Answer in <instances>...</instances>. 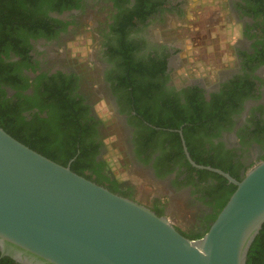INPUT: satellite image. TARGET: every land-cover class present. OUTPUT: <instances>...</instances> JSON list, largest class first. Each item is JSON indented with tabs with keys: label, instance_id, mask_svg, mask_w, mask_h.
<instances>
[{
	"label": "trees",
	"instance_id": "trees-1",
	"mask_svg": "<svg viewBox=\"0 0 264 264\" xmlns=\"http://www.w3.org/2000/svg\"><path fill=\"white\" fill-rule=\"evenodd\" d=\"M104 2L113 3L117 11L115 22L111 24L114 37L104 34L106 56L113 64L107 81L113 94L119 95L123 111L130 115L131 125L136 128L134 152L143 164H150L152 155L157 153L154 169L158 177L171 174L177 163L186 168L176 174L175 186L180 188L189 179L202 194L198 198L213 209L212 213L201 211L196 220L200 226L194 223L189 231H182L186 237L198 239L209 230L237 186L218 173L193 167L186 158L178 130L183 131L188 151L197 164L220 169L238 181L242 180L241 169L244 168L246 174L253 165L244 167L237 154L221 144H212L213 147L208 148L205 139L221 126L232 127L228 120L239 110L241 94L253 89L248 72L252 70L251 65L245 62V74L226 84L223 92L214 94L211 101L206 100L199 86L187 89L183 99L175 97L173 90L167 86L166 61L160 60L158 54L152 57L151 54L141 53L145 46L143 39L128 36L129 29L139 30L146 19L159 11L161 2ZM83 7L84 3L80 0H0V127L58 164L68 166L73 160L71 169L75 173L107 186L114 193L136 200L137 188L119 173L120 165L116 162L119 156H116V150H112L113 144L108 142L110 134L105 133L113 122L105 118L103 125L96 126V118L90 114V94L85 89L76 90L77 82L85 87L88 81L94 80L93 77L87 78L89 70L84 66V58L75 60L73 72L58 70L51 73L48 70L39 74L36 83L26 74V70L37 72L40 64V61L33 64L28 56L34 48L24 41L26 35L49 38L51 31L57 27L60 29V26L69 25L63 21L54 25L56 20L51 17V12L62 13L67 9ZM241 11L252 15L256 28L259 27L261 39L253 45L258 59L252 62L264 63V0L248 2ZM110 19L111 16L102 23ZM248 31H252L249 26L247 35ZM5 87L13 88L16 94L7 97ZM258 134L262 135L255 141L264 150V125L257 124L252 131L254 137ZM239 137L246 144L244 136ZM105 151L110 153L102 154ZM168 160L174 164L167 163ZM262 160L264 156L256 163ZM190 170L196 171L199 181L192 174L180 179L184 172ZM201 181H206V184L203 186ZM168 201V196L153 198L150 205L162 215ZM0 264L20 263L9 256L1 257L0 251ZM246 264H264V224L249 249Z\"/></svg>",
	"mask_w": 264,
	"mask_h": 264
},
{
	"label": "water",
	"instance_id": "water-1",
	"mask_svg": "<svg viewBox=\"0 0 264 264\" xmlns=\"http://www.w3.org/2000/svg\"><path fill=\"white\" fill-rule=\"evenodd\" d=\"M158 35V34H157ZM159 37V36H158ZM237 186L209 230L183 235L166 215L34 151L0 127V251L20 264H246L264 224V160Z\"/></svg>",
	"mask_w": 264,
	"mask_h": 264
},
{
	"label": "flooded vegetation",
	"instance_id": "flooded-vegetation-1",
	"mask_svg": "<svg viewBox=\"0 0 264 264\" xmlns=\"http://www.w3.org/2000/svg\"><path fill=\"white\" fill-rule=\"evenodd\" d=\"M84 3V7L81 9H67L62 13L51 12L50 15L53 17L56 22L54 25L59 24L60 21H63L68 26H60L51 31V37H39L34 38L31 35H26L24 41L29 42L34 49H31L28 52V56L34 61L33 64H36L37 61H40L39 70L37 72H32L26 70V74L31 78L30 80L34 83L37 82V77L42 72L51 71L55 73L58 70H63L68 73H71L75 70V60L83 58L82 55L72 56L67 54L66 46L72 42L76 41L81 36L79 40H85L86 34L85 30L93 29L92 23L86 21H79L77 18L76 12L85 10L89 1H98L101 2L102 6L105 3L104 0H80ZM161 3L159 5L160 9L156 13L152 14L150 18L146 19L143 25L140 26V29L135 31L129 29V38H140L143 39L145 44L141 53L151 54L150 56L155 57L158 54L160 60L166 63V75L169 80L167 86L170 87L175 97L185 96L186 90L190 87L199 86L202 89V94L207 101H211L214 94H221L224 90L226 84L231 82L236 77H241L245 72V62H249L252 70L250 73V83H252L253 89L250 91H243L241 94V99L239 101V110L230 117L229 122H231L232 127L221 126L220 128L212 131L211 135L206 138L207 147H213L212 144L219 145L221 144L223 148L230 149L237 154V157L240 158L242 165L250 166L254 165L261 156H264V150L262 146L259 145L255 139L261 137L262 134H258L255 137L252 135V131L256 129L257 124L264 125V63L255 62L258 57L257 51L254 50V43L261 39L259 27L256 28V20L252 15L243 14L241 9L248 3H253V0H225L228 6V12L233 18V25L239 31V37L233 42L232 54L227 63H225L222 68L217 70L207 71L205 75H194L193 73L187 72L184 79H180V75L177 72V63L184 59L183 55L187 54V49L185 44H182L183 38L181 37L180 32L178 31V26L175 25L176 21L169 20L170 14H175L178 18H183L185 15V0H159ZM108 7L103 8L107 18L112 17L106 24L99 25L98 29H94V51L96 56V61L92 60L95 65L100 64V70L98 71V81L95 82L94 88L95 93L90 94V103L89 108L91 109V115L96 118L94 122L97 125H103V119L109 118L113 122L111 124L110 131L105 129L106 135L109 136L113 129L116 126L120 127L121 134H123V143L125 145L126 153V165L129 161L134 166L143 169L147 174H149L157 182H162L166 189L172 185L171 189L174 193L177 194L178 189L183 193L182 198L188 199L189 204L192 206V212L205 211L207 213H212L213 209L204 204L201 199L198 197L202 196L198 187H195L189 182V179L183 182V185L180 188H177L174 184V178L178 172L185 171V167L180 163L175 165V169L172 170L171 174L165 177H158L154 169V160L157 157V153L152 155L153 159L150 164H143L140 162L134 152L133 138L135 134V127L131 125L130 115L127 112L123 111L122 106L119 103V95H115L112 92L109 82L107 81L108 72L113 68L110 58L106 56V46L104 34H109L111 37H114L111 24L115 22L116 12L113 3H105ZM104 14V12H102ZM155 17V18H153ZM228 25V24H227ZM85 26V27H84ZM162 26L159 28L161 30V35L158 37L154 31V27ZM229 26V25H228ZM251 27L252 31L247 32V27ZM57 29L59 31H57ZM254 35L252 38L251 36ZM139 40V39H138ZM42 45V46H41ZM261 49V45H257ZM184 53V54H183ZM256 57V58H255ZM18 60L17 57L13 58ZM84 58L83 62L86 64ZM254 62H252V60ZM84 64V65H85ZM200 70V68L197 67ZM179 71V70H178ZM205 73V72H204ZM87 85L82 86L77 82L76 90L87 89ZM97 87V88H96ZM7 97H11L16 94V90L11 87H5ZM167 93V92H166ZM101 97V100L99 99ZM108 101L111 104L109 112L107 114L101 115V112L98 109V104L101 101ZM218 120L217 122H219ZM227 121V122H228ZM102 122V123H101ZM120 134V135H121ZM240 135L244 136V142L242 143ZM110 153V151L102 152V154ZM236 157V158H237ZM167 163L174 164L172 160H168ZM198 169V168H197ZM241 176L244 177L245 169H241ZM193 175L197 181H199V175L196 171L190 170L184 172L180 179L183 180L189 175ZM232 176V175H231ZM236 179V178H235ZM230 183V182H229ZM201 184L204 186L206 181H201ZM233 184V183H232ZM235 185V184H234ZM107 187V186H106ZM108 188V187H107ZM109 189V188H108ZM171 191V192H172ZM180 192V193H181ZM197 192V193H195ZM118 194V193H117ZM165 196H170L171 193L165 194ZM162 197H156L162 199ZM168 202L166 203L165 212L162 215H166V208ZM152 208L151 205H148ZM153 209V208H152ZM154 210V209H153ZM155 211V210H154ZM156 212V211H155ZM160 215V214H159ZM179 230L182 232L179 228Z\"/></svg>",
	"mask_w": 264,
	"mask_h": 264
},
{
	"label": "rangeland",
	"instance_id": "rangeland-1",
	"mask_svg": "<svg viewBox=\"0 0 264 264\" xmlns=\"http://www.w3.org/2000/svg\"><path fill=\"white\" fill-rule=\"evenodd\" d=\"M185 15L183 18H178L175 14L169 15V20L176 21L178 31L183 38L182 44H185L187 54L183 55L179 63H177V72L180 79L187 77L186 71L200 76L205 75L207 71H213L222 68L231 57L233 42L239 37V31L233 25V18L228 12V6L225 0H185ZM108 7L105 3L101 4L98 1H89L85 10L76 12L77 19L81 22L86 21L92 23L93 29L86 28L85 40L81 36L76 41L70 42L67 46V54L72 56L82 55L86 58L88 67L87 78L93 77V81H88L87 93H95V82L98 81V65H95L92 60L96 61L94 47V29H98L99 25L106 22L107 14L102 13L103 8ZM102 23V24H101ZM106 24V23H105ZM229 26H228V25ZM85 27V26H84ZM162 26L154 27L157 36L161 35ZM183 44V45H184ZM42 46V45H41ZM184 54V53H183ZM200 68L199 69H197ZM179 70V71H178ZM205 72V73H204ZM97 88V87H96ZM101 100V97H99ZM98 109L101 115L109 112L111 104L106 101H101L98 104ZM110 131V130H108ZM119 126H116L108 139L112 143V150H116V160L119 168V173L137 188L136 200L142 204L150 205V201L156 197H162L167 193H171L166 208V216L181 230L189 231L194 223L200 226V222L196 221L200 216V211L192 212V206L186 198H182L183 193L178 189L177 194L171 189L172 185L165 188L162 182H157L143 169L138 168L128 161L126 165L125 145L123 143V134H121ZM172 191V192H171ZM181 192V193H180ZM170 197V196H169Z\"/></svg>",
	"mask_w": 264,
	"mask_h": 264
}]
</instances>
